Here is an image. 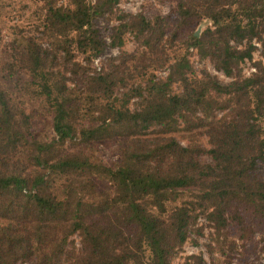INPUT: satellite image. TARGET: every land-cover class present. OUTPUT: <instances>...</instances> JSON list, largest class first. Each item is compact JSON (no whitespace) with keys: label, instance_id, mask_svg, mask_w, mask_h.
I'll list each match as a JSON object with an SVG mask.
<instances>
[{"label":"trees","instance_id":"obj_1","mask_svg":"<svg viewBox=\"0 0 264 264\" xmlns=\"http://www.w3.org/2000/svg\"><path fill=\"white\" fill-rule=\"evenodd\" d=\"M36 1L44 3V21L66 59L74 48L86 49L91 57L101 52L94 20L116 0ZM175 14L176 27L178 21L207 22L188 45L231 80L188 74L181 56L167 63L165 79L150 81L145 93L139 85L131 88L142 97L140 105L116 107L107 101L112 74L88 76L81 90L74 89L64 74L45 69L53 59L50 51L22 40L20 67L50 108L53 137L31 139L29 114L0 89V264H171L197 215L218 230L239 219L236 210L244 206L264 220V180L252 174L257 163H264V0H175ZM163 18L123 15L115 28L118 42L126 31L146 44L160 40L167 29ZM254 44L260 60L242 77L239 63L251 59ZM90 93L104 102L96 109L100 122L77 129L79 118L92 117L94 109L85 107ZM212 106L225 112L216 118ZM189 117L196 119L192 127L202 130L208 148L183 146L172 136L178 122L187 126ZM150 127L160 136L151 138ZM111 136L125 140L112 167L93 164L81 152L56 153L71 140ZM201 152L209 162L198 159ZM53 176L63 179L58 194L50 190ZM96 177L108 181L112 193L94 202L79 198ZM185 191L189 195L181 199ZM72 234L78 235V248L68 239Z\"/></svg>","mask_w":264,"mask_h":264},{"label":"rangeland","instance_id":"obj_2","mask_svg":"<svg viewBox=\"0 0 264 264\" xmlns=\"http://www.w3.org/2000/svg\"><path fill=\"white\" fill-rule=\"evenodd\" d=\"M92 3L94 0H86ZM57 4H65L59 1ZM44 3L36 0H0V89L10 98L14 104L29 114V137L39 142H47L53 137L51 128V112L41 96L36 94V85L31 75L26 74L20 67L23 61L21 55L22 40L30 39L44 49L50 51V59L45 69L54 73L64 74L67 78L66 85L81 90L88 76L97 73L112 74L110 92L107 101L116 107L127 105L130 109L140 105L143 100L132 91V87L139 85L141 94L150 81H163L167 73V63L185 56L188 64V74L199 77L206 72L218 81L225 83L231 80L217 70L212 62L194 48L189 46L191 34L196 37L203 33L206 21L194 23L192 21L180 24L173 19L175 16V0H116L111 10L94 20L95 27L103 40L101 52L91 57L83 48H74L73 54L66 59L58 50L59 38L56 37L44 21ZM140 13L152 19L155 16L163 18L167 29L160 40L153 38L146 44L144 39L135 38L128 31L119 36L115 34L120 19L125 15ZM120 25V24H119ZM24 43V42H23ZM252 51L250 60L239 63L238 74L247 77L254 71V63L260 60L259 48ZM187 46V47H186ZM243 48V45H238ZM85 51V52H83ZM190 77V76H189ZM177 83L172 85L176 91ZM90 104L85 103L87 109H94L92 117L79 118L75 126L79 129L88 122L97 125L101 114L98 110L102 105L96 94L90 93ZM224 100V99H223ZM125 103V104H124ZM212 104V103H211ZM210 112L220 117L225 109ZM214 111V112H213ZM200 114L196 113V117ZM196 119L191 120L185 126L178 122V129L172 136L183 146L197 145L208 148L207 137L199 128L192 127ZM189 125V130L187 127ZM151 138L160 136L156 127L148 130ZM78 140L68 141L59 147L56 153L66 154L81 152L89 157L91 163L112 167L120 161L121 147L124 138L111 136L109 138L93 141ZM201 162H209V156L205 153L197 155ZM16 158V157H15ZM23 156H20L22 159ZM252 174L264 180V163H257ZM51 191L58 194L63 182L62 176H53ZM52 177V178H53ZM94 182V183H93ZM92 186L86 187L79 198L87 202H94L100 197L112 193L110 184L102 177H96ZM188 191L183 192L181 199H187ZM78 197V196H77ZM241 212L239 219L230 220L226 228L215 229L212 222L203 215H197L190 225L185 241L176 248L170 258L171 264H197L194 256L200 257L205 264H264V220L249 207L237 208ZM128 232L127 229H123ZM128 232L127 234H131ZM72 245L78 248V235L72 234L68 238ZM147 254V251H143ZM24 264V263H23ZM28 264V263H27Z\"/></svg>","mask_w":264,"mask_h":264}]
</instances>
